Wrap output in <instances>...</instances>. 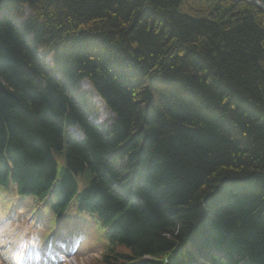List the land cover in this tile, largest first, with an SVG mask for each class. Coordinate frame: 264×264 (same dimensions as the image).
Masks as SVG:
<instances>
[{
    "label": "trees",
    "instance_id": "trees-1",
    "mask_svg": "<svg viewBox=\"0 0 264 264\" xmlns=\"http://www.w3.org/2000/svg\"><path fill=\"white\" fill-rule=\"evenodd\" d=\"M258 11L230 0H0V185L51 211L72 197L102 225V264H183L191 247L189 264H264ZM103 21L114 26L104 51L60 49L97 38ZM42 49L67 64L56 80ZM82 78L114 113L104 129L85 120ZM58 116L83 139H63Z\"/></svg>",
    "mask_w": 264,
    "mask_h": 264
},
{
    "label": "bare ground",
    "instance_id": "bare-ground-1",
    "mask_svg": "<svg viewBox=\"0 0 264 264\" xmlns=\"http://www.w3.org/2000/svg\"><path fill=\"white\" fill-rule=\"evenodd\" d=\"M184 1H191V0H184ZM230 1H233V2H244V3L252 5V6H254V8L260 10L261 12L260 11H258L257 13L255 12V15L257 14L256 15V19L258 18L261 21V25H262V28H263V31H264V2L260 3L257 0H230ZM257 3H259L260 6H258ZM5 11L6 10L4 9V12ZM9 12L12 13V15L14 13V12H12V10H10ZM29 18H31V13L30 12L25 14V16H24V18L22 20V23L23 22L24 23H28L29 21H31V19H29ZM113 27L114 26H113L112 23L103 21L102 24L100 25V28H99L98 33L96 35L97 38H93V37L87 36L85 38V42H86L85 44L83 42V38L82 39L80 38V39H67V41H64V44L60 41L59 43H55V42H52V44L51 43H47V45H49L52 49H55L54 47H57V45H60V47H61L62 44H63V46L60 49L63 52H68L69 55H74V53H79V56L85 55V57H87L89 55V52L91 54H95V53L99 54L98 51H104L106 49L105 42H103L101 40L102 39L105 40V38L107 39L106 35H111L112 34V31H114ZM30 34H31V32H30ZM31 36H32V34H31ZM31 36H30V38H31ZM87 38H88V40H87ZM90 40H94L95 42H93V43H95V44L89 42ZM85 45H87V47H89V49H90L89 52H87V47H85ZM38 49H39L38 45H35L32 48V51L36 50L35 54L37 55ZM51 56H52V60H53V67L50 70V73L47 75V77H51L52 80H56V76H59V74H62L61 70H63L67 64H65V62L63 61L62 56H61V59H58V54H57L56 51H53ZM54 56H56V59L54 58ZM38 70H39L38 74L36 73L35 77L38 76L37 78L43 79V84L44 85L48 84L46 79H44V70H43V68H39ZM149 86H150L149 89L151 91V95L153 97L156 96L157 95L156 90L158 91L159 89L155 90V85H151L150 83H149ZM164 87H165V85H164ZM86 103H87V107H88L89 110L93 109V105L91 103H89L88 101H86ZM85 120L89 121L90 123H92L94 125V123H93L92 119L90 118V116L87 115V117H85ZM55 124L59 128L60 134H62V138L63 139L67 140V139L73 138L76 141L77 140L80 141L84 137V135L82 134V132L79 129V125L78 124L67 125L65 120H64V118L62 116H60V117L58 116ZM57 124H59V125H57ZM114 160H116V159H114ZM106 164L110 165L112 163L109 162V159H107ZM120 177H122V176H120ZM214 206H216L215 203H214ZM189 231H191V230H189ZM199 247L201 249H204L205 245L199 243ZM191 251H190V256L188 258L184 259L183 264H189L192 261V258H193L192 255L196 251H195V249L193 247H191Z\"/></svg>",
    "mask_w": 264,
    "mask_h": 264
},
{
    "label": "clouds",
    "instance_id": "clouds-1",
    "mask_svg": "<svg viewBox=\"0 0 264 264\" xmlns=\"http://www.w3.org/2000/svg\"><path fill=\"white\" fill-rule=\"evenodd\" d=\"M8 249L6 254L0 258V264H45L42 249L44 241L41 234L33 230L31 233L23 234L19 229L10 234L5 240ZM67 252L64 256H70ZM60 264H64L63 260Z\"/></svg>",
    "mask_w": 264,
    "mask_h": 264
},
{
    "label": "rangeland",
    "instance_id": "rangeland-1",
    "mask_svg": "<svg viewBox=\"0 0 264 264\" xmlns=\"http://www.w3.org/2000/svg\"><path fill=\"white\" fill-rule=\"evenodd\" d=\"M2 14H3V12H2ZM84 88H86V86H84ZM109 117H111V115L107 112V111H105V110H100V112H99V121H102V122H105ZM3 232L2 233H5V235H6V237L7 236H9L12 232H13V230L12 229H10V228H8V229H4V230H2ZM3 239V236H1L0 237V244L2 243V240ZM2 252V250H0V253ZM3 253V252H2ZM1 253V254H2ZM2 256V255H1ZM88 262V261H87ZM87 262H84L83 261V259H82V261H81V264L83 263V264H87ZM98 264H99V262H97Z\"/></svg>",
    "mask_w": 264,
    "mask_h": 264
},
{
    "label": "water",
    "instance_id": "water-1",
    "mask_svg": "<svg viewBox=\"0 0 264 264\" xmlns=\"http://www.w3.org/2000/svg\"><path fill=\"white\" fill-rule=\"evenodd\" d=\"M257 5H258V6H260V4H259V3H257Z\"/></svg>",
    "mask_w": 264,
    "mask_h": 264
}]
</instances>
